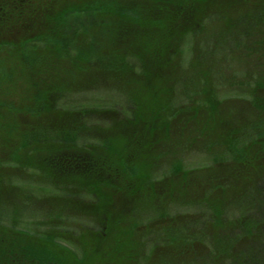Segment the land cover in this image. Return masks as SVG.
Here are the masks:
<instances>
[{
	"label": "rangeland",
	"instance_id": "obj_1",
	"mask_svg": "<svg viewBox=\"0 0 264 264\" xmlns=\"http://www.w3.org/2000/svg\"><path fill=\"white\" fill-rule=\"evenodd\" d=\"M4 1L7 2L6 14L10 13V15H13L15 13L13 7L17 8L20 1L1 0V2ZM83 1L44 0L46 9L42 17V11L33 22L31 21L32 18L29 20L30 17H25V19L21 20L22 24L15 23L11 25L7 34L2 37L19 43L23 38L46 30L52 23L55 24L54 19L57 15L59 16V11L65 7V4ZM141 2L152 5L150 0ZM228 3L239 4V6H233L234 4L230 6L226 2L219 4L206 3L202 8V13L211 14V19L203 18V14L199 13L196 7H193L185 9V13L179 20V23L182 27L187 25H201L202 20L206 21L204 24L205 35L212 40L211 38L215 30L220 31L227 26L232 21L234 14L236 18L238 17L240 13L237 10L246 11L253 8L252 5H245V1ZM14 19V17L11 18V20ZM261 28L262 32L258 33L257 31H253V38L259 36L261 40H264V26ZM93 32L97 37L96 44L98 48L105 49L112 45L111 38L106 34L101 24L94 22ZM198 36L195 35L190 38V41L186 39V45L189 44L186 47L187 52H189L188 48L199 52L205 46V42L202 45V39ZM2 37H0V40L3 39ZM79 40L84 42L85 36L80 34ZM170 41L171 38L170 40L168 38L166 40L156 39L154 45L157 46L152 51H155V55L153 54L154 56L149 58V66L147 67L149 69L142 76L137 75V73L133 75L132 71L119 74L104 70L95 65L93 67L92 64H88L92 66L88 69L85 64L86 69L83 68L82 70L80 64L78 65L74 60L75 64L72 60L61 61L54 57H50L45 61L47 65H45L46 63L37 65L32 62H27L25 60V54L21 50L16 51L14 47L10 46L6 47L5 50L0 49V51H3L0 59H3V67H6L2 71L9 72V77L0 74V79H2L0 81V201L2 202H0V242H6L10 245V252L8 250L4 251V247H0L1 261L7 257H11L17 260V262H20L19 264L22 261L23 263L30 262L28 258L30 249L28 248L31 247L32 249V245H37L47 250V243H50L54 245L52 251L49 252L53 253L54 259L52 261L55 263L59 262L57 259H60L61 263L68 258L65 251H63V249H66L69 252H75L77 256L81 255L83 259L82 264H126L128 260L130 264H148L147 262L150 258L148 256L151 250L153 253L158 251L154 255L153 260L157 258L158 261L160 260L158 262L159 264H228L229 262L232 264H252L253 260H255L256 264H264V216L259 220V228L257 225L256 228L252 227L253 232L251 227L250 233L246 230H242V232L236 231V233L234 231L232 232L234 234L230 235V239H227L225 237V230H223L224 228L218 229L223 224V214L214 213V210L210 207L212 198L209 199L208 203L207 196L205 195L206 192L204 191L202 193H196V188H193L195 198L185 200L186 198L182 197L177 201H170L171 203H168L167 207L171 213H168L174 219H156L159 224H165L166 221L173 222L167 223L165 228L172 226L177 229L187 224L190 225V228L188 230L185 229L184 232L177 229V231L172 233L174 234L176 232L173 235V240H168L169 244H171L169 247L167 246L168 251H164L166 245L164 241L160 242V238L166 235L163 233L165 230L162 229L163 231L154 234L152 230L144 231L141 230L143 226H138L134 230L135 236L132 228L130 233H127L133 237L131 242L129 240L130 250L128 253L124 251L121 253L118 252L119 247H123L121 245L123 240L127 237L121 230L124 228L106 229L101 224L100 226L98 223L96 224L93 220H96L100 216L96 215L97 205L94 202V195H82V193H88V189L86 188H91L100 179L101 171L95 170V167L103 166L112 168L108 170L107 176L111 179V183L113 181V186L110 185L111 183L109 181L106 189L103 188L104 192L108 193L109 203H111L109 207L111 215H122V217L130 219L129 214L133 218L132 211L137 207L141 210L139 212L141 215L142 212L149 210L157 213V211L163 209L162 206L160 208L152 207L146 210L144 208L145 204L150 203V196L145 195V193L134 194L131 189V192L128 191L129 185L133 184L130 181L132 178L128 176L129 169L128 171L126 170V173L123 172V175H121L120 170L113 169L118 162L117 160H119L116 157L120 155L121 151L124 152L121 155H124V158L128 160L127 162L133 159L134 155L137 157L135 158L137 162L147 161L146 165L143 164L146 167L160 169L158 173L154 172V176L158 177L163 176L161 172H171L174 162L184 163L185 166L191 167L190 165L195 162H209L213 166L216 163L230 161L226 157H220L221 155L218 154L207 157L208 153L204 149L210 148L203 146V149H199V145L194 146L195 144L191 143L190 139H188V135L190 134L188 132L191 131L192 133L195 131L199 127V123H201L193 117L194 114L191 112V107L192 109L199 107L202 113L206 112V108L202 104L206 96L202 92L203 86H200V77L194 79L195 92H189L182 97L174 98L177 100L169 102L173 116L169 118V128L172 126L174 118L181 115L179 113H184L182 114L184 118L181 122L182 127L177 126L175 123L172 129L174 133L169 134L167 132V127L162 121L161 110L168 93L165 88L167 79L164 80L163 75L169 72V74L175 77V72L172 69L174 66L171 67L169 65L175 58L170 53L172 46ZM179 49L181 51L183 50L182 53L185 52L184 48ZM221 49L219 48L218 50L222 52ZM42 52L45 53V51ZM187 52L182 57L177 53V57L184 61L183 66L191 67V63L193 62L192 55ZM225 56L226 58L218 63V66L215 65L213 69H210L211 75L209 77L212 79V84L210 85L211 88L208 87V89L211 91L214 85L218 83V79L226 78L223 75L224 71H234L229 81L226 79L220 84L222 88L226 86V90H220L221 88L218 89L216 87L219 98L222 101H225L223 99L228 97L226 101L234 102L228 105L231 107L237 101L234 98L243 100L246 96L244 92L237 90L239 88L238 82H240L238 71L245 67L253 68L250 61L258 57L252 54L240 59L234 53H231L230 56ZM207 64L205 63V65ZM220 67H222L221 70L219 69ZM39 68L41 71H39ZM235 71H237L236 74L238 77L235 76ZM252 72L250 70V74L246 79L251 85L255 80V74ZM52 74H55L53 76L54 81L60 84L59 94L64 93L63 91L66 89L70 90L67 91V96L65 95L62 98L64 99L62 101L64 103L60 102V105L64 104L66 110L71 113L74 112L73 114L81 120L82 107L87 106L91 108L88 109L91 111V115L84 117L86 119L84 120L85 124H79L75 121L71 123L70 119H68L67 121L64 120L62 125H58L59 115L50 113L46 120L51 124L55 123L52 125L57 126L56 128L58 129L55 128V130L58 131L65 128V130L78 131L77 134L72 135L75 138L67 142L60 141L58 143L56 140L55 142L52 140L45 145L38 144L28 146L27 148L21 147V149H15L16 145L18 147V141H23V137L18 132L22 128L27 127V124H30V121H33L35 118L30 114L25 115L24 107L29 106V108H32L34 106L36 96L40 93L38 89L48 87V83L45 82L47 81L48 75ZM194 74L196 75V73ZM4 79H11L12 82L7 84ZM230 82L233 87L229 88ZM71 83H74L76 86ZM101 84L104 86L100 88L96 87ZM110 84L115 87L121 86L124 89L119 91L114 87L111 88ZM170 84L172 86L171 80ZM82 85L91 86L84 87L83 89L77 88L82 87ZM129 88L131 89L133 101L129 91L126 90ZM73 90L75 91L72 92ZM35 93L36 96L34 95ZM54 95H56L54 97L57 99L58 94ZM233 107H236L238 112H233L232 117L228 113L230 121H239L258 114V111L254 110L248 103H237ZM60 108L64 109L63 107ZM125 110H129L132 114L129 122H121L119 119V115ZM96 111L101 112H98L99 114L97 113L94 116L93 112L96 113ZM71 113L69 115L73 117L74 115ZM176 114L177 116H175ZM225 114H227L226 110ZM203 117L207 118V114L203 115ZM206 118L204 122H206ZM160 119L162 120L160 121ZM230 121L228 123H231ZM222 123V120H218L215 123L216 130L224 133L225 136L230 135V128L232 126L228 127L227 124L224 125ZM48 133L54 135V128L52 132L48 131ZM71 133L73 134L74 132ZM241 141L242 139H240ZM247 143H251V141H244L243 145ZM237 146L240 147V143ZM117 151H119V154H117ZM12 154H15L13 158ZM125 154H127V157ZM211 154L213 153L211 152ZM17 157L20 160H16ZM44 159L49 164L46 166L47 169L43 167L45 163ZM30 165L37 167L38 171L31 168ZM214 168H220L227 176L223 179L221 177L216 178V182L210 181L208 185L211 184V186L216 187L217 183L220 184L215 189L221 194L220 205L224 206L226 203V207L223 208L225 210L227 206L229 207L226 212L229 219L225 218V221L228 226H234L235 223L239 226L244 221L242 219L245 216H254L253 214L255 213L248 214V211L253 209V207L241 209L239 208L240 204L236 207V202H226V200L227 195L232 194L236 187H238V192L248 189L246 187L247 183L244 184V179L240 177L243 173L245 174L246 170L241 165L234 163L228 165L223 164L222 166L219 165ZM46 170L48 172L50 171L51 173H49L51 175H47ZM210 170L202 169L201 172L198 171L197 177L201 183L198 180L194 181V183L198 185L203 184V179H205L207 172ZM193 173H196V171ZM231 175L233 177L238 176L236 178L237 181L236 179H232ZM175 177L172 175L169 179L166 178L164 181L157 182L156 195L158 198L166 197L169 200L170 195H177L183 190L182 181H177ZM83 179L85 182L82 181ZM174 179L176 183L173 187L172 182ZM222 182H226V192L220 189L224 187ZM52 183L56 185H52ZM232 183H234V187ZM82 186H86V188ZM44 189L54 194L57 193V195H72L75 201H70L72 198L69 197L66 198L67 201H59L58 199L49 197L43 200L42 198L44 196L37 197L36 195L45 192ZM54 194L48 195L52 196ZM82 196L86 200H83ZM37 199L42 200L43 203L41 201L38 202ZM152 200L154 201V197ZM50 206L55 211V216L54 214L49 215L46 213L47 208H50ZM129 206L131 207L128 210L127 207ZM122 209L127 211V213H122ZM255 215L257 217L261 216L262 210L260 209ZM176 217H178L177 222ZM140 220H138L139 223ZM124 223L127 227H131L126 219ZM228 226L227 229L230 230ZM49 234L55 235L56 241L47 242L50 239L44 238V235ZM167 236H171V233H168ZM153 243H156V247L154 248ZM23 248H25V251L22 250ZM143 249V254L138 253ZM38 252L41 253L40 251ZM247 253L249 259L242 260L241 262V258ZM68 264L79 263L69 261Z\"/></svg>",
	"mask_w": 264,
	"mask_h": 264
},
{
	"label": "trees",
	"instance_id": "obj_2",
	"mask_svg": "<svg viewBox=\"0 0 264 264\" xmlns=\"http://www.w3.org/2000/svg\"><path fill=\"white\" fill-rule=\"evenodd\" d=\"M18 7H13V11L15 12L13 15L6 14V8H7V2H1L0 0V37L3 35H6L7 32L10 29V26L18 23L22 24L21 20L25 19V17H30L29 20L33 22L37 15L40 14L42 11L43 16L45 12V2L44 0H19ZM141 1H148V0H84L83 2H75V3H69L65 4V7L60 10L59 16L57 15L55 17V24H50V27H47L46 30L37 32L34 35H31L29 37L23 38L19 43L7 40L5 37H2L3 39L0 40V49H6V47H14V50L20 51L25 54V60L29 63L40 65L41 63L45 62L48 58L54 57L61 61H67L72 60V62L75 64L74 61L80 64V67L85 68V64L87 69L89 67L88 64H92L96 67H101L104 70L107 71H113L117 72L119 74H124L127 72L132 71L133 75L137 73V75L142 76L146 74L149 68V58L151 56L155 55V47L157 45H154V42L156 39L160 40H170L171 38V49L170 53H172L175 58L172 60L169 65L173 67V71L175 72V77H173L169 72H166L164 76V80L167 79V83H165V88L167 90V95L161 110V116L163 118V123H165V126L167 127V132L169 134H173L174 132L172 129L174 128L173 125L176 123L177 126L182 127V114L178 117H175L172 126L169 128V118H172V113L170 109L169 102H173L177 99H174L176 97L179 98L186 95L187 93L194 91V84H195V78L200 77V83L202 88V92L205 94L206 99L204 101L203 106L206 108V112L202 113L201 108L192 109L191 112L194 114L193 117L199 123V127L188 135V139H190V142L195 144L194 146L199 145V149H203V146L210 149H204L206 153H208L207 157H211L214 155H221L222 158H227L228 162H222V163H216L215 165H211V163H193L190 165L191 167L185 166L184 163H175L173 164V167L171 168V172L165 171L161 172L163 176H154V172L158 173L160 169H156L154 167H146V162H137L135 160V157L133 155V159H130L129 162L126 158H124V155H121V153L124 154V152H120V155L117 158L118 162L116 163L115 167H113L114 170H120L121 175H123V172L126 173V170L129 169V177L132 178L130 181L133 184L129 185L128 191L130 189L132 190V193L134 194H140L145 193V195L150 196V203L145 204V210L152 208V207H158L161 206L163 209L160 211H157V213H153L151 210L142 212V215L139 213L141 210L137 207L134 208L133 218L132 215L129 214L130 219H127L125 217L121 216H112L111 212L109 211V207L111 205L108 193H105L103 188L106 189V186H108L109 181L111 183V179L108 178V170L112 168H106V167H95V170H100V179L96 181L91 188H86V186H82L83 188L88 189V193H82V195L89 196L94 195V202L97 205L96 207V215H99L100 217L96 220L94 219L95 223L100 226V224L103 226V228L113 229V228H120L123 227L124 229H121L125 236L127 237L123 240V247H119L118 252H126L128 253L130 250V242L133 240V237L128 235L127 233H130V230L132 228L133 232L138 226H143L141 230H152V232L159 233L160 231L165 230L163 233L166 234L163 237L160 238V242L164 241L165 248L164 251H168L167 248L171 245L169 244L168 240H173L174 234H172L174 231L180 230L181 232H184L185 229H189L190 225H185L184 227L180 228H174L172 226L165 228L167 223H173L172 221H166L165 224H159V222L156 220L157 218L160 220L169 219L172 220L174 217H171L170 210L167 207L168 203H171L172 200H179L182 197H185V200H190L195 198L194 190L193 188H196V193L198 192H206L207 201L209 203V199L212 198V203L210 202V207H212V210H214V213H222L223 214V221L222 226H220L218 229L225 230V237L227 239H230V235L234 234L232 232L246 230L248 233H250V227L256 228V225L259 228V220L262 219V216H264V40H261L259 36L252 37L253 31L262 32V28L264 26V0H150L152 5H148L145 3H142ZM245 1V5H252L253 8L246 10V11H239V15L236 18L235 14L232 16V21L228 23L227 26H225L222 30L216 31L212 36V40L205 35L204 30V24L206 21L202 20L201 25H187L182 26L179 23V20L185 13V9L196 7L198 9L199 13H202V8L206 3L211 4H219L226 2L228 5L232 6H239V4L235 3H228V2H242ZM18 3V2H16ZM50 11V9H49ZM236 12V11H235ZM28 13V14H27ZM27 14V15H26ZM14 17V20H11V18ZM20 18V19H19ZM203 18L205 19H211V14H203ZM94 22L99 23L102 25L104 30L106 31V34L111 38L112 45L109 48L100 49L98 48L96 41L97 37L95 33L93 32L94 28ZM82 34L85 36V41L81 42L79 40V35ZM173 34V35H172ZM199 35L198 37L202 39V45L205 42V46L200 49L199 52H195L194 49L188 48L189 52H187V48L189 44L186 45V39H190L194 36ZM11 41V42H10ZM79 41V42H78ZM190 41V40H189ZM160 42V41H159ZM159 44V43H157ZM185 44V45H184ZM19 45V46H17ZM201 45V46H202ZM179 48H184L185 52L182 53V51ZM222 48V52H220L218 49ZM199 50V48H198ZM42 51H45L42 52ZM177 51V52H176ZM191 53L193 62L191 63V67H185L183 66V60L181 58L179 59L177 57L180 55L182 57L184 53ZM176 55H175V54ZM231 53L237 54L240 59L250 56L254 54L258 58H254L250 61L253 68H247L240 69L238 71L240 82L239 88L237 90L244 92L246 95L243 100H239V98H234L237 103H248L251 105L254 110L258 111V114L252 115V117H249L247 119H242L239 121H230V116L228 113L231 114V117L233 115V112H238L237 108L233 107L235 104H233L231 107L228 105L230 101H226L228 99L224 98L222 101L219 98L218 92L216 90V87L220 90H226V86L222 88L220 85L224 82V80H228L231 75H233L234 71L227 72L224 71V76L226 78L218 79V83L214 85L212 90L210 91L208 89L211 88L212 79L209 77L210 69H213L215 65L220 63L224 58H226L225 55L230 56ZM154 54V55H153ZM0 55H3V51H0ZM74 60V61H73ZM78 60V61H77ZM205 63H208L205 65ZM215 63V64H214ZM166 64V63H165ZM214 64V65H213ZM219 65V64H218ZM217 65V66H218ZM3 59H0V67H3ZM225 67V66H224ZM6 69V67L0 68V74L5 75L6 77H9V72L2 70ZM86 69V68H85ZM194 69V71H193ZM208 69V70H207ZM220 70L222 67L219 68ZM250 70L253 71L252 73L255 74V80L252 82L253 84L249 83L246 79L247 76L250 74ZM39 71L41 69L39 68ZM72 72V71H70ZM237 71H235V76L238 77L236 74ZM196 73V75L194 74ZM55 74L48 75L47 81L45 83H48L47 88H39L38 91L40 93L34 94L36 96L34 106L32 108L24 107V112L26 114H30L31 116H34V120L30 121V124H27V127L22 128L18 132L21 137H23V141H18V147L15 146V149H21V147L27 148L31 145H38V144H48L52 140L55 142L60 143V141H71L73 138H75L72 135L77 134L78 131L73 130H55L57 126H52L54 124L49 123L46 118L49 116L50 113H56V115H59V124L62 125L64 123V120L70 119L71 123L73 121L82 124L84 123V120H86L84 117H88L91 115V111L88 109L87 106L82 107V120L78 119L76 115L71 113L70 111L65 109L64 104L60 105V102H62L64 99V96H67V91L69 89H66L63 91L64 93L59 94V88L60 84L57 81H54L53 78ZM173 77V78H172ZM171 78V79H170ZM2 79H0L1 81ZM7 84H10L12 82L11 79H4ZM170 80L172 81V86L170 84ZM104 83V82H103ZM255 83V84H254ZM72 85H75L74 83H71ZM107 84V83H106ZM250 84V85H249ZM6 86V85H5ZM76 86V85H75ZM91 86V85H88ZM82 85V87L77 88H84L88 87ZM94 86V85H93ZM101 86H104L103 84L96 86L97 88H100ZM106 86V85H105ZM253 86V87H252ZM111 88H116L119 91L123 90L124 88L119 86L115 87L112 84H110ZM171 87V88H170ZM233 87L232 83L230 82V85L228 86ZM72 88V87H71ZM72 90V89H71ZM129 91L131 97V89H126ZM70 91V90H69ZM73 90L72 92H74ZM209 91V92H208ZM71 92V93H72ZM195 92V91H194ZM193 92V94H194ZM67 93V94H66ZM54 94H58L57 99H55ZM34 97V96H33ZM128 97V96H126ZM133 101V97H132ZM243 101V102H241ZM228 104H227V103ZM64 103V102H62ZM63 107L64 109L60 108ZM195 110V111H194ZM225 110L227 111V114H225ZM98 112H93V115L96 116ZM73 114V117H70L69 114ZM105 113V111H104ZM99 114V113H98ZM207 114L206 122H204L205 118L203 115ZM119 115V114H117ZM177 116V114L175 115ZM68 117V118H66ZM132 117L131 112L129 110H125L121 112L119 115L120 121L129 122ZM107 119V118H106ZM229 119V120H226ZM109 120V119H108ZM218 120H222V124H227L230 128V135L225 136L224 133H221L220 131L216 130L215 123ZM110 121V120H109ZM231 123H228V122ZM111 122V121H110ZM210 123V124H207ZM85 124V123H84ZM54 128V137L48 133V131H53ZM113 128V127H112ZM58 129V128H56ZM74 132L73 134L71 132ZM232 131V132H231ZM228 132V131H227ZM166 133V131H165ZM167 134V133H166ZM19 136V137H20ZM240 139L242 141L240 142ZM244 141H251V143L244 144ZM103 143V142H101ZM240 143V147L237 146V144ZM36 148L35 146H33ZM43 148V147H42ZM230 148V149H227ZM213 154H211V152ZM201 153H203L201 151ZM117 154H119V151H117ZM127 157V154H125ZM15 156V154H12V158ZM19 157V156H18ZM16 160H20L18 158ZM231 157V159H230ZM195 159V158H194ZM45 160L44 168H46L47 160ZM219 160V159H217ZM230 163H234L237 165H241L246 171L245 174L240 175L241 179H244V184H246V187L248 189H244L242 191L238 192V187H236L232 194L227 195L226 202L234 201L238 204H240L241 209L245 207H253L250 211H248V214L258 213L260 209L262 210V215L257 217L255 214H253V217L245 216L239 224V226L235 223L234 226H228V224L225 221L226 219H229V217L226 215L227 209L229 208L227 206V209H223L226 207V203L224 206H221V194L215 190L219 183H217L216 187L208 185V182L210 181H217L216 178L223 179L227 174H225L220 168H214L215 166H222L223 164L228 165ZM32 164V163H31ZM145 164V165H143ZM130 165V166H128ZM31 168L34 170H37V167L34 165H30ZM145 167V168H144ZM175 167V168H174ZM42 168V167H40ZM47 169V168H46ZM202 169H211L207 172L204 183L203 184H195L194 181L198 180V182L201 183L200 179H198L197 175L199 172H201ZM47 175H51L48 170ZM162 171V170H161ZM174 171V172H173ZM196 171V173H193ZM199 171V172H198ZM172 175H174L175 179L182 181V186L184 187L183 190L177 195H170V199L164 198H158L156 195L157 189L156 184L157 182L164 181L166 178H171ZM102 177V178H101ZM232 179L238 178V176L231 175ZM135 178V179H133ZM172 182V186H175L176 181ZM49 181V180H48ZM84 181V179L82 180ZM237 181V179H236ZM50 182V181H49ZM85 182V181H84ZM113 183V181H112ZM112 183L110 184L111 186ZM226 182H222V185L224 187L220 188L221 190H225V184ZM115 184V183H114ZM234 183H232L233 185ZM52 185H56L55 183H52ZM234 187V185H233ZM92 191H90V190ZM202 191H201V190ZM134 190V191H133ZM45 192L36 195L37 197H42L44 200L45 198H55L59 201H67V197L72 198L70 201L73 200V196H67V195H57V193H53L49 190H45ZM93 192V193H92ZM186 192V193H185ZM48 194H54L52 196ZM234 195V196H232ZM76 196V195H75ZM81 196V195H78ZM231 196V197H229ZM237 196V199H236ZM154 201L151 199H153ZM2 198V197H1ZM83 200H86L84 196H82ZM234 199V200H232ZM80 200V199H79ZM38 202H42V200L37 199ZM69 201V202H70ZM1 202V201H0ZM2 203V202H1ZM0 203V204H1ZM43 203V202H42ZM234 204V203H233ZM131 206L127 207L129 210ZM211 210V211H212ZM122 213H127V211H124L122 209ZM170 212V213H168ZM213 212V211H212ZM46 213L49 215L55 216V211L53 210L52 206L50 208H47ZM168 215V217H166ZM116 217V218H115ZM125 219L128 221L129 225L131 227H127L124 223ZM140 220V223L138 220ZM178 217H176L177 222ZM144 220V221H143ZM138 224H137V223ZM142 223V224H141ZM231 223V222H229ZM228 228L231 230H228ZM235 227V228H234ZM252 228V232H253ZM163 229V230H162ZM82 230V229H80ZM180 232V233H181ZM244 232V231H243ZM168 233H171V236H167ZM162 234V233H161ZM55 235H44V238L50 239V241L47 242H54L56 241ZM135 236V232H134ZM129 238V239H128ZM171 238V239H170ZM127 239V241H126ZM3 243V245H2ZM33 248L30 249V252L28 253V258L30 260L27 262L22 261L21 264H68L69 261L72 263H79L82 264V256H77L75 252H69L68 250H64L67 257L64 261L60 263V259H57V263L53 262L54 259L53 253L49 252L52 251V247L54 245L47 243V250L43 247H39L37 245H32ZM168 246V247H167ZM0 247H4V251L8 250L10 252V245L6 242H0ZM156 247V243H153V248ZM229 247V246H228ZM227 248V247H226ZM23 248L22 250H24ZM145 249V247H144ZM143 250H140L138 253H142ZM36 250V251H33ZM46 250V251H45ZM40 251L41 253H39ZM49 252V253H48ZM158 252V251H157ZM156 252V253H157ZM73 253V255H71ZM153 253L152 250L148 257V264H159L158 259L153 258L156 254ZM143 254V253H142ZM162 255V254H161ZM162 257V256H161ZM56 259V258H55ZM70 259V260H69ZM249 255L248 253L244 255L242 260H248ZM153 260V261H152ZM157 260V262H155ZM152 261V262H151ZM252 264H256L255 260L252 261ZM20 262H17V260L12 259L11 257H7L0 260V264H19ZM142 263V262H141ZM130 264L129 260L128 263ZM232 264V263H228ZM236 264V263H235Z\"/></svg>",
	"mask_w": 264,
	"mask_h": 264
}]
</instances>
